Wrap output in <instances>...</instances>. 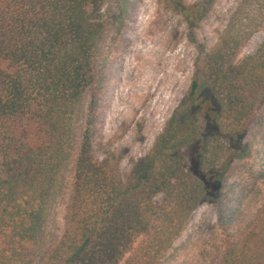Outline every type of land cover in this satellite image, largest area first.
<instances>
[{
  "label": "trees",
  "instance_id": "16d2710c",
  "mask_svg": "<svg viewBox=\"0 0 264 264\" xmlns=\"http://www.w3.org/2000/svg\"><path fill=\"white\" fill-rule=\"evenodd\" d=\"M136 3L0 0V264H158L201 204L227 219L226 177L250 157L242 141L264 101V40L234 62L241 41L229 28L201 53L187 96L123 180L95 147L111 42ZM250 228L220 264H264V215Z\"/></svg>",
  "mask_w": 264,
  "mask_h": 264
},
{
  "label": "rangeland",
  "instance_id": "374dc122",
  "mask_svg": "<svg viewBox=\"0 0 264 264\" xmlns=\"http://www.w3.org/2000/svg\"><path fill=\"white\" fill-rule=\"evenodd\" d=\"M175 3L183 5L188 16L179 13ZM194 15L200 18L189 26ZM229 28L241 41L234 62L253 55L264 40V0L262 4L258 0H137L122 36L111 42V66L98 118L97 160L115 165L121 178L127 179L187 96L201 53L215 48ZM204 99L210 100V94ZM203 111L194 113L201 118ZM204 131L205 136L213 133L209 127ZM242 144L248 146L250 157L235 160L226 177L227 219H220L219 208L201 204L158 264H220L228 241H236L257 216L264 215V101ZM187 154L198 159L197 148ZM162 200L159 194L153 202L159 205ZM63 216L61 206L51 227L56 234L63 229Z\"/></svg>",
  "mask_w": 264,
  "mask_h": 264
}]
</instances>
